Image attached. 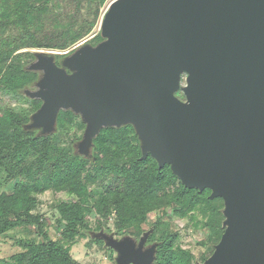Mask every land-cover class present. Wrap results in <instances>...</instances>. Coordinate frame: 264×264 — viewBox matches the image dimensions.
<instances>
[{"label": "water", "instance_id": "1", "mask_svg": "<svg viewBox=\"0 0 264 264\" xmlns=\"http://www.w3.org/2000/svg\"><path fill=\"white\" fill-rule=\"evenodd\" d=\"M99 35L32 52L23 69L37 77L19 92L41 104L22 129L46 137L70 111L84 124L73 153L93 159L101 129L130 125L140 159L222 199L223 232L196 264H264V0H112ZM152 231L90 236L114 264H156Z\"/></svg>", "mask_w": 264, "mask_h": 264}, {"label": "trees", "instance_id": "2", "mask_svg": "<svg viewBox=\"0 0 264 264\" xmlns=\"http://www.w3.org/2000/svg\"><path fill=\"white\" fill-rule=\"evenodd\" d=\"M107 1L84 0L82 5V0H74V10L62 11L56 8L57 0H0V95H11L30 105L1 108L0 186L5 189L0 192V235L28 226L40 237L39 241L18 240L22 250L0 259V264H77L64 242L89 228L84 208L99 215L95 228L113 215L115 230L131 229L134 235L142 232L149 213L159 211H170L174 216L192 213L195 225L207 226L215 242L223 232L222 199H210L207 188L184 187L167 164L159 168L150 156L140 159L138 140L130 125L101 129L94 144L105 156L94 152L93 159L73 153L70 144L79 138L74 129L84 125L70 111L58 113L55 134L38 137L22 129L41 102L28 100L19 92L37 77L23 69L33 56L21 49L61 51L74 46L93 31ZM96 39L101 40L99 34ZM176 95L183 98L180 91ZM47 189L64 191L70 197L55 205L61 239L48 236L46 219L35 212L38 194ZM215 201L220 204L215 205ZM195 211H208L209 217L199 220ZM162 216L152 223L151 238L161 240L155 263L196 264L189 251L174 246L178 233L169 231ZM91 241L103 244L100 239Z\"/></svg>", "mask_w": 264, "mask_h": 264}, {"label": "rangeland", "instance_id": "3", "mask_svg": "<svg viewBox=\"0 0 264 264\" xmlns=\"http://www.w3.org/2000/svg\"><path fill=\"white\" fill-rule=\"evenodd\" d=\"M112 0H108L106 5L101 8V14L99 20L94 27L93 31L87 34L83 39L78 41L74 46H71L65 50H54L58 51L59 53H65L69 50L74 49L77 45L88 42L91 44H96L100 40L96 39L97 34H99V21L103 15V12L106 10L108 3ZM84 0H82V5ZM58 9L62 11H72L75 9L74 0H57ZM81 5V7H82ZM83 11V10H82ZM80 21V19H79ZM100 36V35H99ZM101 39V37H100ZM29 50L31 52L38 50L36 48H24L21 51ZM59 59V58H57ZM29 60L26 64L31 62ZM28 88H33L32 83L26 85ZM23 97L28 100L26 96L20 93ZM179 97V96H178ZM181 98V97H180ZM21 105L24 107H29L28 103L22 101L19 98H12L11 95H0V114L1 108ZM32 113V112H31ZM30 113V114H31ZM29 116V115H28ZM76 116V115H74ZM78 117V116H76ZM79 118V117H78ZM80 120V119H79ZM28 121V120H27ZM84 125V124H83ZM84 130V126L82 129L79 127L74 129L76 135L79 137L71 142V147L76 140L80 139ZM58 132V129L55 133ZM34 135L36 136L37 130L33 131ZM54 133V134H55ZM128 135H131V132L128 131ZM62 140H65V137H62ZM97 152L102 157L105 156L101 150H95V147L92 149V154ZM5 187L0 186V192L4 190ZM70 197L64 192L60 190H53L47 189L42 193L38 194V205L35 209V212H38L42 215L43 218L46 219V232L48 236L53 239H61L60 231L57 229V221L56 218L58 213L55 209V205L62 200H69ZM220 201H215V205H219ZM222 206L219 207L220 214L222 215ZM86 212V218L88 220L89 228L82 230V234L77 235L72 241L64 242V244L68 247L69 253L72 258L77 262V264H114V256L115 253L110 250V248L105 247L103 244L99 245L95 242H92L90 236V231H98L99 229H103L106 232H115L114 235L116 237H120L123 235H131L133 237L137 236L130 233L131 229H125L123 231H117L113 228V221L114 216L111 215L104 224H101L99 228H95L96 224L98 223L100 217L98 214L94 212V210H88V208H84ZM197 211L193 212L197 215V219H207L209 217V212L206 211L205 214L196 213ZM162 213L163 216H162ZM162 216L163 223L167 226L171 233L177 232L178 237L174 241V246L180 247L181 249L187 250L193 256V261L195 262H202L204 259L203 257H208L214 248V245L218 242H215V236L213 235L212 231L207 226H202L201 224L195 225L192 219V213H185L181 216H174L170 211H159V212H151L148 214L146 222L141 226L142 232L148 230L149 228H153L152 223L159 217ZM223 220V215L221 222ZM223 229V228H222ZM140 235V234H139ZM158 237L161 234H157ZM31 239L34 241H39L40 237L36 233V229L34 227H16L4 234L0 235V259L8 258L10 255L21 251V247L17 244V241L20 239ZM155 240H158L155 238ZM161 242V240H158Z\"/></svg>", "mask_w": 264, "mask_h": 264}, {"label": "flooded vegetation", "instance_id": "4", "mask_svg": "<svg viewBox=\"0 0 264 264\" xmlns=\"http://www.w3.org/2000/svg\"><path fill=\"white\" fill-rule=\"evenodd\" d=\"M57 61H58V59H57ZM151 234H152V232H151ZM151 234L147 237V240H146V242H145V245H148V244H151V243H153V242H158V240H155L154 238H151ZM136 240H139V238H140V236L139 235H137V236H135L134 237ZM160 244V243H159ZM159 246V245H158ZM158 246H157V249H158ZM111 250V249H110ZM112 252H113V250H111Z\"/></svg>", "mask_w": 264, "mask_h": 264}]
</instances>
